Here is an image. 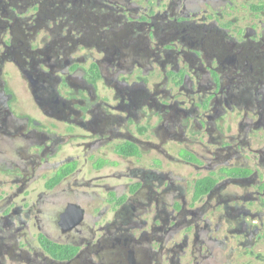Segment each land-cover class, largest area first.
<instances>
[{"label":"flooded vegetation","instance_id":"flooded-vegetation-1","mask_svg":"<svg viewBox=\"0 0 264 264\" xmlns=\"http://www.w3.org/2000/svg\"><path fill=\"white\" fill-rule=\"evenodd\" d=\"M0 264H264V0H0Z\"/></svg>","mask_w":264,"mask_h":264},{"label":"rangeland","instance_id":"rangeland-1","mask_svg":"<svg viewBox=\"0 0 264 264\" xmlns=\"http://www.w3.org/2000/svg\"><path fill=\"white\" fill-rule=\"evenodd\" d=\"M21 99H22V102L28 105H32V99H30L27 95H22Z\"/></svg>","mask_w":264,"mask_h":264}]
</instances>
